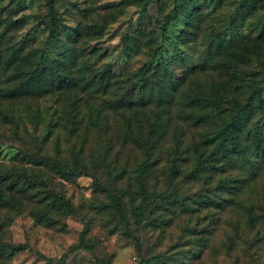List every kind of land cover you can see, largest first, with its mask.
<instances>
[{"label":"rangeland","instance_id":"374dc122","mask_svg":"<svg viewBox=\"0 0 264 264\" xmlns=\"http://www.w3.org/2000/svg\"><path fill=\"white\" fill-rule=\"evenodd\" d=\"M143 1L58 0L64 25L95 26L77 43L82 55L73 65L75 85L26 100L0 94V166L32 168L41 175V191L61 193L73 207L72 212L50 207L45 217L52 223L45 224L30 213L38 208L36 196L17 193L13 208L12 192L5 189L9 202L0 201V240L25 249L0 251V264H58L61 258L62 264H138L148 257V264H264V219L259 217L264 209V159L249 152L251 162L237 160L221 172L194 176L197 156L213 148L205 142L221 116L196 123L190 118L191 113L206 111L201 107L206 100L221 99L227 110L232 99L245 101L247 92L233 84L238 74L251 76L246 60L257 50L251 23L263 10L240 27L244 36L236 47L231 49L221 34L226 46L215 50L228 6L215 11L203 6L184 44L177 39L184 28L181 21L166 27L165 36L160 31L163 16L181 0H148L146 12L140 13ZM46 11V0H0V56L23 48L25 59L35 58L47 39L43 24L37 22ZM139 33V50L125 55L122 36ZM59 40L49 51L51 57L64 49L65 35ZM159 43L173 77L181 81L173 98L169 103L154 98L146 107L133 109L114 104L125 91L122 78L148 60L151 47ZM175 57L178 60H172ZM107 64L114 78L105 89L98 86V75L91 83L79 77L84 67L91 76ZM10 72L2 76L0 93L16 81L8 77ZM193 93L200 95V103L189 96ZM35 109L38 119L28 114ZM254 119L264 122V115ZM144 140L156 142L149 155L156 161L140 178L136 169L147 156L140 144ZM241 140L248 145L244 133ZM22 149L30 156H22ZM38 153L67 165L79 158L91 176L62 179L33 162L31 155ZM228 179L236 187L230 188L234 194L220 186ZM159 191L172 196L160 200L154 195ZM136 205L145 208L139 226L132 216Z\"/></svg>","mask_w":264,"mask_h":264},{"label":"trees","instance_id":"16d2710c","mask_svg":"<svg viewBox=\"0 0 264 264\" xmlns=\"http://www.w3.org/2000/svg\"><path fill=\"white\" fill-rule=\"evenodd\" d=\"M58 0H46V14L41 16L37 22L43 24V28L47 32V39L43 44V48L32 60L25 59L26 55L23 48L13 49L8 57L0 56V81L6 70H11L8 77L15 78L16 81L12 86L5 87L1 96L8 99H34L44 96L45 94L60 90L68 89L75 85L76 72L73 65L76 60L82 55L78 52L77 43L84 34L91 31L94 25L86 23H77L74 26L64 25L57 12ZM148 0H144L140 13L146 12L148 7ZM232 5L227 4V0H181L175 3L173 8L163 16V23L160 27L162 35L166 34V27L180 21L183 23L184 28L180 31L182 34L177 39L186 44L190 41L192 28H195L199 21V11L203 6L211 7L212 11L219 10L224 6H228L225 11L222 23L223 26L215 40L214 49L220 50L221 47L226 46L222 39L221 34L226 37L225 42L231 49L237 46V42L243 41L244 34L241 32L240 27L243 26L246 19L250 16L256 15L259 10H263L252 21L251 27L256 30L254 41L257 50L252 55L251 59H247L248 78L242 74L237 75V79L233 84L240 92H247V97L244 102L237 99H232L229 103L230 109L224 107L221 99L206 100L201 104L203 109H206L202 114L191 113L190 118L193 123L198 121L202 122L213 118L215 115L221 116L220 124L211 135L206 139V144H213V148L207 155L199 154L196 158L192 174H197L203 171L216 170L223 171L225 165H232L237 160L242 163L243 161L251 162L249 152L255 154L256 157L264 159V122L259 119L256 121L254 117H261L264 115V0H233ZM12 21L11 23H14ZM10 24V23H9ZM7 24V25H9ZM186 27V28H185ZM219 30V31H220ZM65 35L64 49L58 52L55 56H50L49 51L52 49L56 42H59V37ZM140 33L138 35L122 36L124 49L123 53L129 55L130 52H137L140 45ZM152 48L151 56L148 60L144 61L142 65L134 71L129 72L122 82L125 84V91L113 102L117 106H122L124 109L142 108L150 104L156 98L157 100L166 101L169 103L173 98V94L178 91L181 81L173 77L171 69L168 67V62L162 56V44L159 43ZM172 60H178L176 57ZM30 62V63H29ZM84 67V65H82ZM84 70L79 71V77L91 83L95 76H99L98 86L105 89L109 85L110 79L114 78L110 65H106L102 70H97L91 76L85 74ZM90 72H88L89 74ZM102 83V85H101ZM201 94V93H199ZM192 100L201 101L197 98V93L190 94ZM113 105V106H116ZM213 110L217 112L213 115ZM227 110L226 113H224ZM208 112H211L207 114ZM224 113V115H222ZM4 115V113H2ZM34 119H38V109L29 111L28 113ZM204 114V116H202ZM206 114V115H205ZM259 122V123H258ZM249 141L248 145L242 144L241 136ZM251 134V135H250ZM141 147L146 149L147 156L143 162L137 165V176L143 178L148 175L152 170L156 160L149 159L150 152L157 147L154 141H142ZM20 154L24 157L30 156V152L26 149L19 150ZM248 154V155H247ZM33 162L37 166H46L51 171L62 179H70L81 175L91 176L85 170L87 164L79 158L73 159L70 165L57 160L53 156H48L44 153L31 155ZM30 167V166H29ZM40 168V167H38ZM32 168L18 167L16 165L0 166V201L9 202V197L12 198V207H16L15 199L17 193L26 194L30 197H37L34 201L36 203V210H30V213L37 219L51 224L49 218L45 217L50 207L54 209H63L72 212L73 207L68 202V199L59 193L48 192L40 188L41 175H37ZM39 171V169H36ZM93 183L96 187H100L96 179ZM222 186L228 193L234 194L230 188V181H220ZM10 190L12 195L8 198L4 194V190ZM41 192V195L38 193ZM141 196L145 197L146 191L140 190ZM155 197L160 200H168L172 195L168 192L159 191L154 192ZM231 201V200H226ZM213 202V201H212ZM145 208L142 205H136L132 208V216L136 225L143 223ZM264 219V209H261L259 215ZM127 236L132 233L125 229ZM135 238V242L139 243V239ZM25 249L23 244H3L0 240V251H7L12 254L16 251ZM154 258H158L154 255ZM151 260L149 258H140L138 264H148ZM63 263V258L60 259L58 264ZM52 264H57L52 262ZM182 264V262L180 263Z\"/></svg>","mask_w":264,"mask_h":264}]
</instances>
